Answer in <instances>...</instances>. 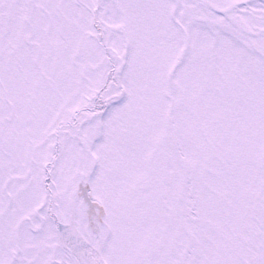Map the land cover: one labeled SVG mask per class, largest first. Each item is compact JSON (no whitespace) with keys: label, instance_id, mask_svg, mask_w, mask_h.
<instances>
[{"label":"snow or ice","instance_id":"1","mask_svg":"<svg viewBox=\"0 0 264 264\" xmlns=\"http://www.w3.org/2000/svg\"><path fill=\"white\" fill-rule=\"evenodd\" d=\"M0 264H264V0H0Z\"/></svg>","mask_w":264,"mask_h":264}]
</instances>
